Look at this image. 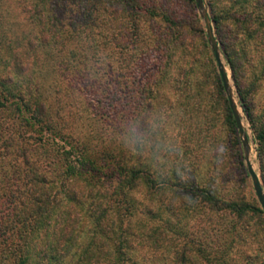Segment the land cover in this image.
<instances>
[{
  "label": "trees",
  "instance_id": "16d2710c",
  "mask_svg": "<svg viewBox=\"0 0 264 264\" xmlns=\"http://www.w3.org/2000/svg\"><path fill=\"white\" fill-rule=\"evenodd\" d=\"M13 1L30 32L17 49L0 56V264H219L208 227L214 231L216 216L242 215L246 207L213 198V180L223 177L224 166L201 186L200 198H184L192 191L186 175L198 153L216 149L218 122L230 132L229 148L239 165L241 150L195 0ZM207 5L253 134L264 190V105L254 104L253 84L246 87L240 71L246 65L254 82L264 78V0ZM109 51L125 68L131 89L154 85L155 101L144 104L145 110H166L163 94L175 95L164 116L176 120L178 139L170 143L167 153L174 156L162 171L164 154L153 162L157 169L140 162L138 93L121 88L117 69L102 71L101 55ZM63 83L65 100L59 98ZM78 88L92 129L116 136L70 134L69 92ZM183 123L189 126L182 133ZM128 130L131 139L122 147L105 144ZM153 130L152 145L163 128ZM139 183L145 194L138 203L129 193ZM171 190L166 203L153 202L154 194ZM187 200L194 206L182 214ZM173 219L183 223L176 235Z\"/></svg>",
  "mask_w": 264,
  "mask_h": 264
},
{
  "label": "rangeland",
  "instance_id": "374dc122",
  "mask_svg": "<svg viewBox=\"0 0 264 264\" xmlns=\"http://www.w3.org/2000/svg\"><path fill=\"white\" fill-rule=\"evenodd\" d=\"M201 12L208 14L209 9L207 0H202ZM22 20L23 14L20 11V7H18L13 0H0V37L2 39L0 41V56L3 59L6 57V55L9 54L11 49H17L16 47L20 45V41H22L23 38L30 32L29 26L26 25ZM207 25L211 27V23L209 21H207ZM204 26L206 25L204 24ZM216 47L220 61L223 64L225 77L228 83V91L231 95L232 101L234 102L233 107L237 118L239 119L242 132L246 137L248 159L259 179L258 164L255 153L256 145L253 139V134L249 127V123L247 122V119L242 112L241 106L239 105L235 88L230 76V70L225 64V60L217 44ZM250 55L254 58L253 63L255 64L256 53L252 48L250 50ZM46 56L47 55L43 53L42 57L41 53L42 59L46 58ZM101 58L104 59V63L101 66L104 73L107 71L109 72L108 66L117 69L121 74H123L122 78L120 79L121 88L123 89L125 86L126 91L129 89V93H131L133 90L138 93L137 98H135V101L137 103L135 123L136 137L138 139L140 148V162H142L143 164L149 163L150 167L154 170L158 168V166H155L153 164L155 158H161V156L164 154L166 160L159 161V165H163L161 171L164 170L168 167V162H171V159L174 156L173 154L167 153V150L170 147V143L174 142V144H176L178 139V136L176 135L177 133H179L177 131L179 127L177 129L175 127L177 126L175 125L176 120H174L173 118H165L164 116V113H171V109H168L167 103L173 102L175 100V95L173 93L167 94L166 92L163 94V98L165 96L168 97V101L166 102L164 107L166 110L160 111L157 108L145 110V108L143 107L144 104H151L152 106L153 102L155 101L152 97L155 90L154 85L147 87V89H142V92L139 91V88H136L135 85L134 89H131L128 83L127 85L125 84V82H127L128 80L126 78L127 73H124L126 72L125 68L115 62L114 54L110 51L105 52L101 55ZM4 68L7 69L6 67ZM41 69L43 70V67H41ZM67 70L69 71L70 68H68ZM240 71L243 74L242 76L244 78V85H246L247 87V82H252L253 84L252 90H254L255 92L254 104L257 107L264 105V78L262 77V79L258 77L254 82L253 78H251L252 76L249 70H247L246 65L241 67ZM65 84L66 83L60 85V92L62 95L59 98H62V100H65L63 94H66L68 92ZM69 94L71 95V99L68 102L71 105L70 108H72L73 110V114H71V118L73 117V121H71L70 125L72 126L71 128L73 132H70V134L80 136L81 138H83L84 136L95 137V134L98 133L100 137L116 136L117 133L113 130L103 131L101 128V130L97 132L96 128L92 129L93 127L88 120L90 118L89 107L84 101L83 91L81 89L79 90L78 88V90L69 92ZM138 98L141 101H138ZM68 118L69 117L67 116V114H64V119L67 120ZM145 124H148L147 128H149L147 132L145 131ZM156 126L162 127L163 130L159 134L157 133V136L155 137V139H153L155 140V143L154 145H152L149 135L151 134L153 128H155ZM187 126H189L188 123L182 124V133L185 131L187 132ZM130 130L132 132V126ZM215 130V132L219 134L216 149H213L211 151L208 150L205 151L204 154L198 153L196 155L197 162L195 163V165H192L191 169L189 168L190 173L187 171L186 175L190 186L192 187V191L184 198H200L199 195H201V191L199 192V190H201V186L205 185L206 180H208L209 178L216 177L218 169L224 166L223 177H219L218 179L213 180L214 184L211 187L214 190L213 198H217L219 199V201L223 200L225 202L244 205L246 207V210L242 215L238 214L237 212L236 214L225 212L220 216H216V219H214V222H216L214 231H212L211 226L208 227V229L211 231L210 234H208V240L213 246V254L219 264H264V214L262 213V210L256 200L252 187V181L246 170L244 161L245 150L241 142L242 136L237 131L235 125L236 136L239 140L241 150V165H239L235 161L236 157L234 156V151L229 148L228 139L230 137V132L228 131L226 125L218 122ZM146 137L148 138L146 139ZM158 138L160 141L159 144H157ZM130 139L131 134L128 130L118 139H112L111 141H107L105 144H107L110 148L122 147L124 144L129 142ZM143 147H146V149H143ZM147 147L150 149V151ZM217 149H223V151H217ZM180 152L182 153L183 149H180ZM173 192L174 190L166 191L165 193H163V195H161L160 193H156L153 196V202H156L157 198H165L166 203L168 198H173ZM129 194L131 195L130 197L134 198L135 201H137L138 203L141 202V199L144 198L145 194L142 184L139 183L135 187H133ZM186 204L187 207L182 211L180 210L182 214L188 213V211H190L194 206L190 200H187ZM136 209H138L139 211L140 206H136ZM180 211H178L179 214H181ZM159 212L156 216L160 214ZM176 212L177 211H175V213ZM171 226V234L176 235L178 230H180L179 228H183V223L180 222V224H176L175 219H173Z\"/></svg>",
  "mask_w": 264,
  "mask_h": 264
},
{
  "label": "water",
  "instance_id": "95a60500",
  "mask_svg": "<svg viewBox=\"0 0 264 264\" xmlns=\"http://www.w3.org/2000/svg\"><path fill=\"white\" fill-rule=\"evenodd\" d=\"M195 3H196L197 12H198L199 16L201 17L203 23L206 25L205 26L206 27V33H207V36H208V41H209V44H210L211 51L213 52V55H214L217 71H218V73L220 75L222 86H223V89L225 91V95L227 97L228 104H229V107H230V110H231V113H232V116H233V119H234V122H235V125H236V128H237V131L242 136V141L241 142H242V146H243V148L245 150L244 161H245L246 170H247V173H248V175H249V177H250V179L252 181V187H253V191H254L256 200H257V202H258V204H259V206H260V208L262 210V213L264 214V192H263V189L261 187V183H260L257 175L255 174V172H254V170H253V168H252V166H251V164L249 162V159H248L246 137H245V135L242 132L239 119L237 118V115L235 113L233 104H232L230 96L228 94L225 72H224L223 64L221 63L219 55H218V51H217V47H216V41H215L214 36H213V31H212V28L209 25H207V21H209L208 20V14L201 12V10H202V0H195Z\"/></svg>",
  "mask_w": 264,
  "mask_h": 264
},
{
  "label": "bare ground",
  "instance_id": "6f19581e",
  "mask_svg": "<svg viewBox=\"0 0 264 264\" xmlns=\"http://www.w3.org/2000/svg\"><path fill=\"white\" fill-rule=\"evenodd\" d=\"M226 83H227V80H226ZM227 89H228V83H227ZM228 94H229L230 99H231V102H232V104H233V106H234V102L232 101V98H231V95H230L229 91H228ZM236 112H237V111H236Z\"/></svg>",
  "mask_w": 264,
  "mask_h": 264
},
{
  "label": "clouds",
  "instance_id": "9594fccd",
  "mask_svg": "<svg viewBox=\"0 0 264 264\" xmlns=\"http://www.w3.org/2000/svg\"><path fill=\"white\" fill-rule=\"evenodd\" d=\"M217 151H223V149H217Z\"/></svg>",
  "mask_w": 264,
  "mask_h": 264
}]
</instances>
